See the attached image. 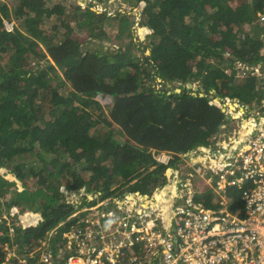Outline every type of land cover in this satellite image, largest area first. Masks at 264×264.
<instances>
[{
	"label": "trees",
	"instance_id": "obj_1",
	"mask_svg": "<svg viewBox=\"0 0 264 264\" xmlns=\"http://www.w3.org/2000/svg\"><path fill=\"white\" fill-rule=\"evenodd\" d=\"M88 1L54 3L48 13V0H0V263L5 244L27 253L48 238L54 249L64 242L62 234L83 214L63 220L72 208L66 192L84 187L118 195L124 184L135 194L142 193L135 184L158 179L150 192L161 188L171 169L153 167L149 149L209 145L222 124L230 125L212 93L245 103L260 98L254 80L236 76L233 63L262 59L257 14L264 0H124L130 10L110 14L122 49L115 52L82 49L92 39H110L102 29L109 17ZM46 12L54 17L48 30ZM4 15L21 27L7 30ZM135 23L148 31V43L134 37ZM238 192L227 189L232 202ZM195 198L212 206L208 190ZM12 209L32 224L23 227Z\"/></svg>",
	"mask_w": 264,
	"mask_h": 264
},
{
	"label": "built area",
	"instance_id": "obj_2",
	"mask_svg": "<svg viewBox=\"0 0 264 264\" xmlns=\"http://www.w3.org/2000/svg\"><path fill=\"white\" fill-rule=\"evenodd\" d=\"M257 15L264 26V11ZM261 55L255 63H233L236 76L254 80L260 92L257 105L217 97L222 112L235 122L222 124L211 144L184 152L148 150L153 167L171 169L169 175L163 174L166 182L158 189L173 185V192L165 193V204L139 210L125 199L131 191L108 196L93 192L100 194L95 203L66 196L72 208L63 220L83 214L62 234L64 242L54 249L48 238L27 253L5 244L0 264H264V48ZM186 171L190 177L199 175L214 196L211 207L195 198L203 185L183 182ZM228 188L239 191L237 201L232 202ZM154 192L140 194L151 197ZM78 193L92 194L84 187ZM11 215L17 221L22 217L13 210ZM136 249L144 252L138 254Z\"/></svg>",
	"mask_w": 264,
	"mask_h": 264
},
{
	"label": "rangeland",
	"instance_id": "obj_3",
	"mask_svg": "<svg viewBox=\"0 0 264 264\" xmlns=\"http://www.w3.org/2000/svg\"><path fill=\"white\" fill-rule=\"evenodd\" d=\"M76 1H77L78 4H81V5H83L85 3V0H76ZM60 2L62 4H67L68 3V0H48V3H47V11H48V13L50 11V7H51L52 4H54V3H60ZM88 2H90V1H88ZM91 4H92L93 8H95L98 12H100V13L106 12V16L109 17L108 22L103 26L102 29L105 31L106 35H109L110 36V39L109 40H106V39L103 40V39H100V38L92 39V43L84 44V46L82 45V49L85 50L90 45H91V47L93 49H95L96 47H98L100 45L102 47L101 49H102L103 52L104 51H107V52H115L114 50L121 51L122 49L119 47L118 43H116V31L118 29V20L111 19L110 14L113 15L118 10L129 11L130 10V6L126 2H124V0H102V2H97V0H93L91 2ZM132 10H133L132 11L133 13L137 12V8H133ZM12 18H11V15L9 17L8 16H5V15L3 16V23H4V25H5V27H6L7 30H11L13 24L16 23V22H17L18 27L19 28L21 27L19 21L18 20H15V19H12ZM43 19L45 20V24H43V29L44 30H48V28L54 22V17L47 15V12H46L44 14V18ZM133 33H134V37L136 38L137 41H139V42L142 41L143 43H148V40H149L150 37L148 35V31L144 27H138L137 26V23H135L134 26H133ZM82 38H84V36ZM147 52L148 51L146 50L145 53H147ZM134 53L136 55H141L142 54L141 51H134ZM48 60H49L48 58L45 59V61H48ZM45 61H41L40 62V67H42V66L45 65ZM56 66H58V65H56ZM28 74H29V79L33 81L34 80V74L31 71H29ZM157 82H158V79H157ZM170 86H171L170 84L167 85V87H170ZM192 86H194V87L197 88V84L196 83H193ZM156 87L159 88L160 85L159 84H156ZM186 87H187V84H186ZM190 89L194 90L192 87ZM217 97H219V96L216 95L215 93L214 94L212 93V99L213 100L215 98H217ZM106 98H108V97H102L101 98L100 96H97V99L98 100L100 99L101 101L100 100L99 101L102 104H105L104 102H105V99ZM251 103L254 104L255 106L257 105V103L255 102V100H253V102H251ZM234 122H235V120L233 121V124H234ZM189 172L190 171H186L185 173L182 174L183 176H181V177L183 179V182L186 179H189V182L190 183L197 184V185H200V186L203 185L201 188L203 190H206L207 189V186L204 185L201 182L202 179L200 178V176L194 173L193 176L190 177L189 176ZM206 176H209V174L207 173ZM7 177L9 179H12L10 174H8ZM161 181H162V179H158L156 181V185L154 183H151L150 182V184H145V186H141V185L139 186V183H137V184L134 185V187H142V188H140L141 191H142V193L148 194L157 185L160 186L161 183H162ZM133 182H134V180L131 183H133ZM165 182H166V180H165ZM127 186L128 185H124L123 184L122 185L121 192H125L127 190L128 191H131V190H129L127 188ZM157 190L158 189H156L155 191H157ZM89 193H93V192L92 191H89ZM66 196L67 197H70V198L71 197L78 198V202L83 203L80 200L81 193H78V189L73 190V191L66 192ZM144 197H145L146 202L148 203L149 196H144ZM212 197H214V196L212 195ZM215 197H217V196L215 195ZM95 202L96 201H93L92 203H95ZM91 204H88V205H91ZM81 205L82 206H80V208L83 209V207L86 206V203L81 204ZM12 210H13V212L15 214H20L18 211L16 213L15 209H12ZM12 210H11V212H12ZM232 211H233V213H237L238 212L237 209H234ZM92 212H93L92 210L88 211L89 214H91ZM88 213L82 218V221H83V219H86V217L89 215ZM97 213L100 214V212H97ZM5 215H7V214H4L3 216H5ZM20 220H21V218H20ZM8 230H10V233H11L10 235L13 236V233H14L13 226H9V229ZM136 252L138 254L143 253L144 252V249H139V250L136 249Z\"/></svg>",
	"mask_w": 264,
	"mask_h": 264
},
{
	"label": "bare ground",
	"instance_id": "obj_4",
	"mask_svg": "<svg viewBox=\"0 0 264 264\" xmlns=\"http://www.w3.org/2000/svg\"><path fill=\"white\" fill-rule=\"evenodd\" d=\"M215 101H217V99ZM172 188H173V185L172 184H168L162 190L155 191L153 193V195L149 198L148 203L146 202L145 197L142 196V195H140L139 192H137L135 194L129 193L125 197V199L126 200H130V204L131 205H136L137 209H139V210H140V208L145 209L149 204H153V203H154L153 205H159V204L162 205V204H165L166 203V201H164L165 200L164 199L165 193H166V191H170V190L173 192V189ZM99 195L100 194H97V193H95V194H89V195L86 194V193H82L81 194V197H80V200H82L83 199L82 197L85 196L86 199L87 198L89 199V201H87V202L90 203V202H92L94 200L95 197H97ZM69 204H72V203L69 202ZM167 208H168V204H167L166 207L162 208V210L165 209V212H166Z\"/></svg>",
	"mask_w": 264,
	"mask_h": 264
},
{
	"label": "water",
	"instance_id": "obj_5",
	"mask_svg": "<svg viewBox=\"0 0 264 264\" xmlns=\"http://www.w3.org/2000/svg\"><path fill=\"white\" fill-rule=\"evenodd\" d=\"M193 88L194 90H196L197 88L196 87H194V86H192V84L191 83H187V88ZM175 91L176 92H180V89L179 88H175ZM200 95H202V93H200ZM217 98H215L214 99V102H218V99H217V101H215ZM38 215H40L39 213H38ZM25 226V225H24Z\"/></svg>",
	"mask_w": 264,
	"mask_h": 264
},
{
	"label": "clouds",
	"instance_id": "obj_6",
	"mask_svg": "<svg viewBox=\"0 0 264 264\" xmlns=\"http://www.w3.org/2000/svg\"><path fill=\"white\" fill-rule=\"evenodd\" d=\"M35 213H37V212H35ZM24 214V213H23ZM38 214V213H37ZM21 215V214H20ZM41 215V214H40ZM22 222V221H21ZM23 223V222H22Z\"/></svg>",
	"mask_w": 264,
	"mask_h": 264
},
{
	"label": "crops",
	"instance_id": "obj_7",
	"mask_svg": "<svg viewBox=\"0 0 264 264\" xmlns=\"http://www.w3.org/2000/svg\"><path fill=\"white\" fill-rule=\"evenodd\" d=\"M87 201H89V199L87 198Z\"/></svg>",
	"mask_w": 264,
	"mask_h": 264
}]
</instances>
